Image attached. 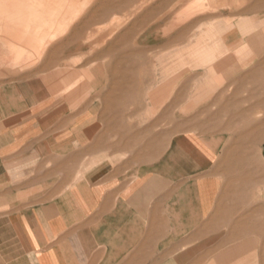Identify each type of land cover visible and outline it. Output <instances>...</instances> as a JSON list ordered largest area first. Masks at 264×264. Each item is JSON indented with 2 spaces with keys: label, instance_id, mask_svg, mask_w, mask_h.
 <instances>
[{
  "label": "crops",
  "instance_id": "obj_1",
  "mask_svg": "<svg viewBox=\"0 0 264 264\" xmlns=\"http://www.w3.org/2000/svg\"><path fill=\"white\" fill-rule=\"evenodd\" d=\"M228 52L191 81L135 56L83 108L65 72L0 82V264H264V64Z\"/></svg>",
  "mask_w": 264,
  "mask_h": 264
},
{
  "label": "rangeland",
  "instance_id": "obj_2",
  "mask_svg": "<svg viewBox=\"0 0 264 264\" xmlns=\"http://www.w3.org/2000/svg\"><path fill=\"white\" fill-rule=\"evenodd\" d=\"M34 1L0 0V82L65 72L66 87L73 81L80 84L82 108L93 92L88 89L90 82L97 80L104 87L135 77L131 65L138 55L149 57L151 65L176 66L178 81L186 75L191 81L193 71L200 73L218 64L228 50L234 60L226 64H264V0H254V10L242 17L236 15V0ZM189 8L207 12L172 27V20ZM20 10L27 16L11 17ZM239 20L256 32L253 47L249 33L236 28ZM72 21L77 23L76 30H65ZM182 33L186 37L176 41ZM227 33L235 35L227 37ZM123 34L129 41L120 40ZM222 35L225 40L221 41ZM51 39L53 43H48ZM72 43L80 44L81 50L72 52ZM74 67L80 68L76 77L71 74ZM164 132H169L168 124L162 121ZM167 140L162 137V146Z\"/></svg>",
  "mask_w": 264,
  "mask_h": 264
},
{
  "label": "bare ground",
  "instance_id": "obj_3",
  "mask_svg": "<svg viewBox=\"0 0 264 264\" xmlns=\"http://www.w3.org/2000/svg\"><path fill=\"white\" fill-rule=\"evenodd\" d=\"M2 1V0H1ZM29 1V0H28ZM80 1H82V0H80ZM71 2V1H70ZM74 2V1H73ZM78 4V3H77ZM58 8V7H57ZM81 9V8H80ZM75 17V16H74ZM77 18V17H76ZM73 19V18H72ZM73 22V21H72ZM72 24V23H71ZM66 26V25H65ZM68 27V26H67ZM66 28V27H65ZM66 30H67V28H66ZM34 31V30H33ZM102 32V31H101ZM47 42V41H46ZM45 44V43H44ZM46 47V46H45Z\"/></svg>",
  "mask_w": 264,
  "mask_h": 264
}]
</instances>
